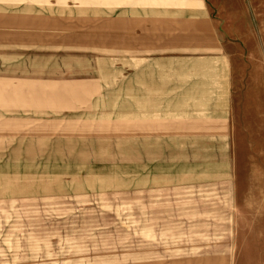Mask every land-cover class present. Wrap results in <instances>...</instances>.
<instances>
[{"label": "rangeland", "instance_id": "obj_1", "mask_svg": "<svg viewBox=\"0 0 264 264\" xmlns=\"http://www.w3.org/2000/svg\"><path fill=\"white\" fill-rule=\"evenodd\" d=\"M0 19V264H264V0Z\"/></svg>", "mask_w": 264, "mask_h": 264}, {"label": "crops", "instance_id": "obj_2", "mask_svg": "<svg viewBox=\"0 0 264 264\" xmlns=\"http://www.w3.org/2000/svg\"><path fill=\"white\" fill-rule=\"evenodd\" d=\"M18 21L16 20V22H13L12 20H4V19H0V42L2 41H6V42H14L15 40H19L21 39L20 33L19 31L14 32V28H15V23H17ZM19 23V22H18ZM15 85V87L20 88L21 86H23V88H26L30 91H34L36 90V84L31 82H25L22 83L21 81L18 82H9V81H5V82H0V89L3 88L4 86H10L13 87ZM35 85V87H34ZM19 100L24 101L27 100V98H31V100L36 101V93H32L30 97H25V96H18Z\"/></svg>", "mask_w": 264, "mask_h": 264}]
</instances>
